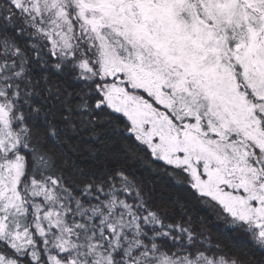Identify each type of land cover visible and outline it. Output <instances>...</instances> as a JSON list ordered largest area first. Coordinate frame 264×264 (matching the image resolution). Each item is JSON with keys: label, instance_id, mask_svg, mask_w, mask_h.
Instances as JSON below:
<instances>
[{"label": "snow or ice", "instance_id": "obj_1", "mask_svg": "<svg viewBox=\"0 0 264 264\" xmlns=\"http://www.w3.org/2000/svg\"><path fill=\"white\" fill-rule=\"evenodd\" d=\"M0 264H264V0H0Z\"/></svg>", "mask_w": 264, "mask_h": 264}, {"label": "trees", "instance_id": "obj_2", "mask_svg": "<svg viewBox=\"0 0 264 264\" xmlns=\"http://www.w3.org/2000/svg\"><path fill=\"white\" fill-rule=\"evenodd\" d=\"M142 179L146 183V187L151 189L154 193L153 198L157 203H164L169 207H173L170 203L172 201L186 200V191L182 186L174 183L173 178L164 174L161 171H152L144 167L139 168ZM179 212V208L176 209ZM185 212L188 215H191L195 223H199L197 215L207 216V210L202 205H197L193 202H188ZM208 219L211 221L214 219L212 216H208ZM208 227L213 234V240L218 238V229L223 227L221 221L216 220L215 222L209 223Z\"/></svg>", "mask_w": 264, "mask_h": 264}]
</instances>
